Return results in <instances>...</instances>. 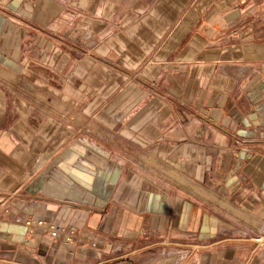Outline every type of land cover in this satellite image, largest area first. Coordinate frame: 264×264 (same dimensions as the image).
Listing matches in <instances>:
<instances>
[{"label": "crops", "instance_id": "obj_1", "mask_svg": "<svg viewBox=\"0 0 264 264\" xmlns=\"http://www.w3.org/2000/svg\"><path fill=\"white\" fill-rule=\"evenodd\" d=\"M0 264H264V0H0Z\"/></svg>", "mask_w": 264, "mask_h": 264}, {"label": "built area", "instance_id": "obj_2", "mask_svg": "<svg viewBox=\"0 0 264 264\" xmlns=\"http://www.w3.org/2000/svg\"><path fill=\"white\" fill-rule=\"evenodd\" d=\"M28 226H37L41 228L44 233L53 240H59L63 243H87V245H94V238L91 232L75 229L60 224L45 223L40 220H28Z\"/></svg>", "mask_w": 264, "mask_h": 264}, {"label": "bare ground", "instance_id": "obj_3", "mask_svg": "<svg viewBox=\"0 0 264 264\" xmlns=\"http://www.w3.org/2000/svg\"><path fill=\"white\" fill-rule=\"evenodd\" d=\"M24 86V85H23ZM22 88V87H21ZM152 160V159H151ZM146 167V166H145ZM164 173V172H163ZM166 174V173H165ZM167 175H168V173H167ZM169 176V175H168ZM171 176V175H170ZM172 177V176H171ZM165 178V177H164ZM170 178V177H169ZM169 178H167V179H169ZM174 178V177H173ZM172 178V179H173ZM182 178V177H181ZM176 180V179H175ZM180 180V179H179ZM181 181H183V180H181ZM178 184V183H177ZM184 189H186V190H188V192L190 191V192H192L193 194H195V195H197V196H200V197H202L203 198V195L201 194L202 193V191L201 190H199V188H196V186H194L192 183H190V182H180L179 183ZM191 193V194H192ZM203 194H204V192H203ZM208 198H209V195H208ZM207 197L206 198H203V199H208ZM214 199V198H213ZM209 200H210V198H209ZM214 200H216V199H214ZM213 200V201H214ZM204 201H206V200H204ZM211 203V202H210ZM223 203V202H222ZM225 204V203H224ZM215 205V204H214ZM222 205V204H221ZM226 206H228V205H222V206H218V207H220V208H225ZM227 208V207H226ZM222 210V209H221ZM218 211V210H217ZM235 213V212H234ZM237 214H238V212H236ZM236 214V217L237 218H239V219H241V220H243V216H240V214L241 213H239V215H237ZM230 215H233V214H230ZM238 219V220H239ZM250 221V220H249ZM246 222V221H245ZM252 222V221H251ZM247 223H249V222H247ZM245 224V223H244ZM255 224V223H254ZM241 225H243V224H241ZM252 228H254L257 232H262V230H263V225L262 224H257V225H253L252 226ZM249 229V228H248ZM251 230V229H250ZM252 231V230H251ZM258 234V233H257Z\"/></svg>", "mask_w": 264, "mask_h": 264}, {"label": "rangeland", "instance_id": "obj_4", "mask_svg": "<svg viewBox=\"0 0 264 264\" xmlns=\"http://www.w3.org/2000/svg\"><path fill=\"white\" fill-rule=\"evenodd\" d=\"M231 212V211H230ZM237 213H235V215H236ZM237 215H239V213L237 214ZM235 217V216H234ZM234 217H230L231 218V220L233 221V222H235L234 220H236V221H239L237 218L235 219ZM251 232H253V231H251ZM254 234H255V232H253ZM260 233V232H259ZM262 233V232H261Z\"/></svg>", "mask_w": 264, "mask_h": 264}]
</instances>
